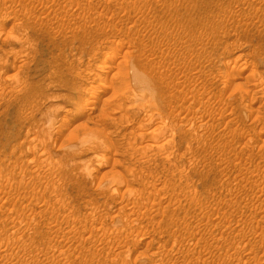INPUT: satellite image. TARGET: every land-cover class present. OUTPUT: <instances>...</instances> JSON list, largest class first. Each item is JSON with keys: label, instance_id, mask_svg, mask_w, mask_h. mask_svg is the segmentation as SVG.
Segmentation results:
<instances>
[{"label": "rangeland", "instance_id": "374dc122", "mask_svg": "<svg viewBox=\"0 0 264 264\" xmlns=\"http://www.w3.org/2000/svg\"><path fill=\"white\" fill-rule=\"evenodd\" d=\"M0 264H264V0H0Z\"/></svg>", "mask_w": 264, "mask_h": 264}, {"label": "bare ground", "instance_id": "6f19581e", "mask_svg": "<svg viewBox=\"0 0 264 264\" xmlns=\"http://www.w3.org/2000/svg\"><path fill=\"white\" fill-rule=\"evenodd\" d=\"M109 55H110V54H106L105 57H106V58L111 57V55H110V56H109ZM114 56H115V55H114ZM102 58H103V57H102ZM111 58H112V57H111ZM113 58H114V57H113ZM122 59H123V58H122ZM110 60H111V59H110ZM110 60H109V61H110ZM111 61H112V60H111ZM124 61H125V59L122 60V62H124ZM104 62H105V61H104ZM118 62H119V61H118ZM105 63H106V62H105ZM125 63H126V62H124V64H125ZM103 64H104V63H103ZM110 64H111V63H110ZM118 64H119V63H118ZM242 64H243V63H242ZM104 65H105V64H104ZM102 66H103V65H102ZM105 66H107V65H105ZM105 66H104V67H105ZM109 66H110V65H109ZM115 66H117V65H115ZM118 66H119V65H118ZM118 66H117V67H118ZM237 66H238V65H237ZM104 67H103V68H104ZM110 67H111V66H110ZM110 67H109V68H110ZM117 67H116V68H117ZM122 67H123V66H122ZM119 68H120V66H119L117 69L119 70ZM125 68H126V67H125ZM106 69H107V68H106ZM106 69H105V70H106ZM117 69H116V70H117ZM122 69H123V68H122ZM122 69H121V70H122ZM111 70H113V69H111ZM118 70H117V72H118ZM241 70H242V69H241ZM107 71H108V70H107ZM119 71H120V70H119ZM122 71H123V70H122ZM134 71H135V70H133L132 73H131V74L134 75V77L132 76V79H135L137 82H138V81H139V82L143 81V80H144V77H143V80H142L141 77H139V74H137L138 72L135 73ZM103 72H104V71H103ZM117 72H116V73H117ZM133 72H134V73H133ZM106 73H107V72H106ZM112 74H114V73H112ZM249 74H250V73H249ZM126 75H127V74H126ZM140 75H141V74H140ZM113 76L115 77L116 74L113 75ZM113 76L111 75L112 78H113ZM117 76H120V75H117ZM117 76H116V77H117ZM126 77H127V76H126ZM101 78H102V77H101ZM123 78H124V77H123ZM105 79H106V78H105ZM246 80H247V79H246ZM136 81H134V82H136ZM144 82H145V80H144ZM144 82H141V83H144ZM146 82H147V81H146ZM103 83H104V82H103ZM107 83H109V82H106L105 85H102L101 88L98 86L99 89H98V87H97L98 90H97L96 93H95V91H94V93H95V94H100V93L102 94V92H104L107 88H110V86H109ZM110 83H111V82H110ZM110 83H109V84H110ZM111 84H112V83H111ZM112 85H113V84H112ZM149 85H150V84H149ZM144 86H145V85H144ZM111 87H112V89H113V86H111ZM141 87H143V85H142ZM147 88H148V87H147ZM112 89H111V90H112ZM113 90H114V89H113ZM113 90H112V92H113ZM142 90H143V89H142ZM145 90H146V89H145ZM143 91H144V90H143ZM105 93H106V92H105ZM133 93H134V92H133ZM135 94H136L135 96H137V93H135ZM141 94H142V93H141ZM141 94H140V95H141ZM143 94H144V93H143ZM148 94H149V93H148ZM99 96H100V95H99ZM92 97L94 98V96H92ZM96 97H97V96H96ZM96 97H95V98H96ZM132 97H133V96H132ZM132 97H131V98H132ZM137 97H139V96H137ZM137 97H136V98H137ZM134 98H135V97H134ZM104 101H105V100H104ZM88 102L91 103V108H92V109H95V108L97 107L98 103H99L98 101H96V99H92V100H90V101H88ZM260 133H261V132H260ZM245 141H246V140H245ZM247 144H248V143H247ZM21 225H22V224H21ZM17 227H18V226H17ZM13 233H14V232H13ZM141 234H142V233H141ZM145 236H146V235H145ZM135 239H136V237H135ZM141 239H142V238H141ZM136 240H137V239H136ZM143 240H144V239H143ZM138 241H140L139 238H138ZM147 245H148V244H147ZM198 251H199V250H198Z\"/></svg>", "mask_w": 264, "mask_h": 264}]
</instances>
